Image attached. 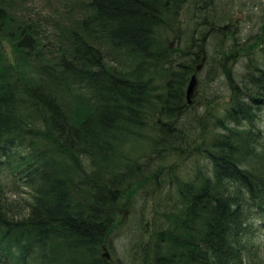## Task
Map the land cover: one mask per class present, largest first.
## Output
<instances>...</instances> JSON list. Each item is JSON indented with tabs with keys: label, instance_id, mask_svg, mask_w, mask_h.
I'll use <instances>...</instances> for the list:
<instances>
[{
	"label": "trees",
	"instance_id": "obj_1",
	"mask_svg": "<svg viewBox=\"0 0 264 264\" xmlns=\"http://www.w3.org/2000/svg\"><path fill=\"white\" fill-rule=\"evenodd\" d=\"M219 1L88 0L52 60L0 0V168L27 192L0 188V264H113L122 209L133 264H264V20L238 44ZM194 75L222 110L190 113Z\"/></svg>",
	"mask_w": 264,
	"mask_h": 264
},
{
	"label": "rangeland",
	"instance_id": "obj_2",
	"mask_svg": "<svg viewBox=\"0 0 264 264\" xmlns=\"http://www.w3.org/2000/svg\"><path fill=\"white\" fill-rule=\"evenodd\" d=\"M87 1L88 0H5L6 4L9 6L10 12L14 14L13 18L16 20H18L17 18H23L28 22L35 24L36 29L38 30V42L41 45V52L42 54L44 53L43 55H45L46 58L52 60L54 58L53 56H55L54 53L56 50H63L65 47L67 43L66 34L76 22L81 20V17L85 13L83 10ZM218 4L219 5H216V10H219L220 12L219 18H223L221 23H230L231 27H229L226 32L231 30L233 34L235 33L238 44L239 42L246 43L252 34L259 31L262 21L264 20V0H220ZM187 17L188 15L182 14L181 20H184L185 22ZM206 17L208 18V21H211L213 14L207 13ZM191 31L192 29L188 33ZM219 38H223L222 34L219 35ZM226 38H228L225 40L227 41L226 44L230 48V44L233 43L234 39L231 40L228 36ZM3 45L6 53H8V51L10 52L13 62H17L16 58L18 60V57L16 56V53L10 49V44L4 43ZM211 45L212 47L210 49L212 53H215V49L220 48L217 41L216 43L212 42ZM253 45L254 43L250 44V46ZM255 51H257V49H255ZM246 63L247 60H244L235 66V70H238L237 74L244 70ZM113 65H115V63H113ZM220 76H222V74H220ZM209 81L210 80H206V83L200 86L201 88L199 86L197 87V96L194 98L190 109L191 114L195 113L200 118L209 114H215L217 111L216 109L222 110L224 108L223 104H225L223 103V99H225L224 97L230 95L228 85L223 77H220V80L215 81L211 85H209ZM216 92L219 93L214 94ZM69 102L65 101V104L67 109L71 111L74 109L75 105L73 102ZM262 116L263 117L260 118V127L262 128L264 137V114ZM191 132H195V137H193L196 140L195 143H199L203 139L199 134V131H196V129ZM204 139H206V137H204ZM12 153L13 152L11 151V154ZM11 154H9V156H11ZM0 158L5 159L7 157ZM196 160L201 161L202 159L196 157ZM192 169H194V166ZM11 177L12 175L5 165L3 168H0L1 190H3L4 194H20L21 197H26V195H24L27 194L26 189L21 188L20 185H18L19 187L16 190L12 188L14 185ZM145 195L146 194H139L136 197H144ZM152 195L155 197L157 196V194ZM12 197L17 198L16 195ZM155 197L147 203L151 207L149 209L150 216L151 212H153L152 208H157L158 206V201L157 199L155 200ZM169 197L174 198L175 196L170 194ZM159 210L160 208L157 210V213ZM150 216L147 217L149 222L151 218ZM124 222L125 225L118 231L123 237L116 236L121 238L114 239L112 243L114 255H111L109 249L106 250L110 255L113 264H116L114 261H119L120 264H133L132 261L134 255L129 251V241H127L124 246L122 244L125 239L127 240L129 238L127 236L131 235L134 231L136 220L130 216V213H128L127 216L124 217ZM262 223L264 224V217ZM254 236L255 240L253 241V244L259 255L257 259L264 262V230H261L260 233L255 234ZM124 237L126 238L124 239Z\"/></svg>",
	"mask_w": 264,
	"mask_h": 264
},
{
	"label": "bare ground",
	"instance_id": "obj_3",
	"mask_svg": "<svg viewBox=\"0 0 264 264\" xmlns=\"http://www.w3.org/2000/svg\"><path fill=\"white\" fill-rule=\"evenodd\" d=\"M201 68H202V66H199L198 70L200 71ZM193 78H194V80H192ZM197 87H198V79H197L196 75H194L191 78L190 83H189L187 90H186V100H187V104L189 106H191L193 104L194 98H196V96H197V92H196ZM106 260H111V259H106Z\"/></svg>",
	"mask_w": 264,
	"mask_h": 264
},
{
	"label": "water",
	"instance_id": "obj_4",
	"mask_svg": "<svg viewBox=\"0 0 264 264\" xmlns=\"http://www.w3.org/2000/svg\"><path fill=\"white\" fill-rule=\"evenodd\" d=\"M192 80H194V78H193ZM124 213H125V215H127V211H124ZM102 250H103L104 252H106V248H102ZM103 257H104L105 259H110L109 255H108L107 253H105V254L103 255Z\"/></svg>",
	"mask_w": 264,
	"mask_h": 264
}]
</instances>
